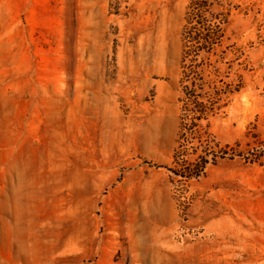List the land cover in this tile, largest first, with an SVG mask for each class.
<instances>
[{
	"label": "rangeland",
	"instance_id": "rangeland-1",
	"mask_svg": "<svg viewBox=\"0 0 264 264\" xmlns=\"http://www.w3.org/2000/svg\"><path fill=\"white\" fill-rule=\"evenodd\" d=\"M199 1L0 0V264H264V0H208L202 123Z\"/></svg>",
	"mask_w": 264,
	"mask_h": 264
},
{
	"label": "trees",
	"instance_id": "trees-1",
	"mask_svg": "<svg viewBox=\"0 0 264 264\" xmlns=\"http://www.w3.org/2000/svg\"><path fill=\"white\" fill-rule=\"evenodd\" d=\"M212 7L213 3L208 0L192 4L186 15V25L182 30L183 50L181 62L184 64L182 83L185 84H182L184 86L181 102L185 115L192 114V120L197 121V123L207 121L214 111L219 110L218 103L222 98L230 94L223 87L216 88L212 85L209 88L211 79L208 77L207 80L202 79V84L199 85L201 86L200 91L196 88L197 76L205 74V69L199 67L198 59L201 58V55H203V58L211 56L215 47L221 43V26L224 21L212 13ZM205 19H209L206 24ZM200 32L203 33L201 37ZM218 73L215 70V74Z\"/></svg>",
	"mask_w": 264,
	"mask_h": 264
}]
</instances>
